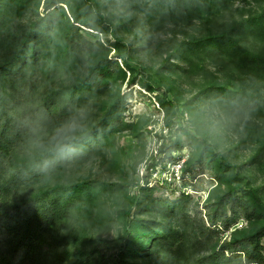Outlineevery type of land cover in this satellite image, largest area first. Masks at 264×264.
<instances>
[{
	"label": "rangeland",
	"instance_id": "rangeland-1",
	"mask_svg": "<svg viewBox=\"0 0 264 264\" xmlns=\"http://www.w3.org/2000/svg\"><path fill=\"white\" fill-rule=\"evenodd\" d=\"M263 12L264 0H231L215 12L169 8L162 0H0V65L33 25H50L40 35L34 79L23 90L33 103L95 72L91 95L55 130L75 119V138L113 118L91 157L47 174L49 184L85 182L90 189L56 221L53 246L39 264H115L129 229L160 220L173 204L166 241L128 264H211L214 250L264 226V109L255 103L264 95V74L228 48L219 56L198 49L200 41L214 40L258 49L257 39L239 28ZM69 24L88 42L81 54L64 42ZM53 133L32 134L19 152L34 155ZM33 189L20 185L12 197ZM235 193L249 209L228 229L210 225L208 215ZM225 212L230 216L229 207Z\"/></svg>",
	"mask_w": 264,
	"mask_h": 264
},
{
	"label": "trees",
	"instance_id": "trees-1",
	"mask_svg": "<svg viewBox=\"0 0 264 264\" xmlns=\"http://www.w3.org/2000/svg\"><path fill=\"white\" fill-rule=\"evenodd\" d=\"M162 1L169 8L210 12L226 9L231 3V0ZM74 22L80 24L81 20L74 17ZM49 28L45 21L33 25L19 50L0 65V264H39L48 255L54 243V224L64 211L79 203L90 186L85 182L63 183L61 180L49 184L47 174L62 171L70 163L91 157L99 149L107 125L113 123L112 117H104L101 125L91 132L67 141L73 149L69 154L53 150L51 143L29 157L19 152V146L21 148L32 134H52L91 95L94 83H97L94 72L78 85L48 92L37 103L23 92L33 81L39 66L40 35ZM79 29L78 25L69 24L64 42L71 51L81 54L88 49V42L79 34ZM239 33L253 35L259 43L258 49L243 46L236 40L200 41L198 49L208 56H219L228 48L237 61L264 74V12L243 23ZM181 53L187 58L189 50L182 48ZM226 92L233 99L242 97L237 91ZM255 103L264 109V95L260 94ZM23 184L32 186L33 191L24 197H12V193ZM147 203L146 198L142 200V210ZM174 205L164 208L160 220L143 219L139 221V227L132 226L115 264H128V258L153 254L156 245L160 244L157 241H166L171 234ZM219 205L222 211L208 215V222L210 225L221 222L224 229L237 222L249 209L245 197L236 193L224 196ZM226 207L230 209V216L225 212ZM161 231L165 234L160 235ZM210 259L211 264H264V226L250 235L224 243L219 250L212 252Z\"/></svg>",
	"mask_w": 264,
	"mask_h": 264
},
{
	"label": "clouds",
	"instance_id": "clouds-1",
	"mask_svg": "<svg viewBox=\"0 0 264 264\" xmlns=\"http://www.w3.org/2000/svg\"><path fill=\"white\" fill-rule=\"evenodd\" d=\"M80 128V125L75 119H72L65 123L60 129H56L53 133L51 144L52 149L62 154H69L73 151L71 146L67 143L72 139V134L76 133Z\"/></svg>",
	"mask_w": 264,
	"mask_h": 264
}]
</instances>
